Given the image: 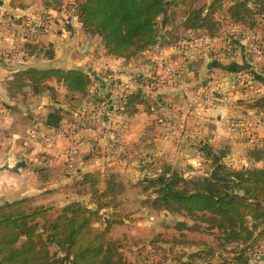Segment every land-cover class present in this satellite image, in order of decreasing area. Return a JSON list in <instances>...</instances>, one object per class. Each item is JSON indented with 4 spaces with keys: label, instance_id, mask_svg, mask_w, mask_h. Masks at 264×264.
<instances>
[{
    "label": "crops",
    "instance_id": "crops-1",
    "mask_svg": "<svg viewBox=\"0 0 264 264\" xmlns=\"http://www.w3.org/2000/svg\"><path fill=\"white\" fill-rule=\"evenodd\" d=\"M169 1V12L176 11L166 26V29H174L168 38L170 35H176L174 38L179 39V43L170 42L158 45L155 49L146 51L142 58L146 55L148 58H152L153 62L150 61L153 63L152 71L160 70V61L167 58L172 61L175 67L180 64L187 66L185 79L175 84L165 82L154 91L162 106V111L167 116L177 113L186 121L181 125L183 128L180 129V132L174 134L175 136L170 134L166 124H158L154 121L155 113H151L144 104H139L138 110L131 115L112 110L110 112L112 120L108 123V129L100 127L97 119L90 114L89 110L86 111V114L76 111L67 114L63 125L57 129L47 127L44 124V117L51 108L58 104L68 106L63 100L66 87L63 84H58L55 78L50 80V83L57 85L61 92V95L58 96L59 102L49 92L32 93L29 85L23 88L26 91L23 93L11 86V81L17 72L29 66L78 65L87 67L94 71L92 89L95 99L99 95H104V92H108L110 84L113 82L124 88L127 87V89L128 87L136 88V80L133 79L135 74L133 66L137 64V59H131L134 61L133 63L130 60L126 61L123 56L107 54L100 37L89 35L84 31L83 23L72 8L71 2L74 3L75 0H0V131L5 135H11L8 138V142L11 144H15L22 138L24 141L28 136L24 132H28L29 125L32 124L28 119L30 116L34 117L33 122L36 125L57 132L56 137L51 141L52 144L40 145L44 146L47 153H53L52 155L55 156L52 165L40 164L36 160L37 155L34 160L32 149L27 153H23V151L18 153L16 147H12L11 151L9 149L0 150V202L26 194H35L39 203L56 204L52 201H39V198H43L46 193L43 195L39 192L41 189L32 180L33 176L38 179L44 192L47 189L46 186H59L52 191H63L66 180L71 179L75 181V184L82 172L101 169L104 177L101 187L106 186V181L109 178L119 176L122 180L121 176H123L124 181H122L125 182L126 191L137 194L135 195L137 197L128 199L123 188L120 192L123 205L129 204V206H134L133 208L145 210L147 205L142 204V199L147 196L150 190L146 192L142 190L144 192L139 193L138 190L141 183L144 182L142 179L145 176L137 181L136 176L134 177L133 167L137 162L142 174H144V170L149 171L144 161H141L146 158L147 154L156 155L159 157L158 159L166 160L169 163H175V158H180L181 163L187 165L181 170L185 176L203 173L208 175L215 170L216 166L212 153L216 156L221 144L233 145V147L238 143L242 146H251V142L254 140H249L240 134H247L251 138H254L255 134L252 133H256L255 131L259 136L264 134V115H260L264 111L255 104L254 100L256 97L264 95V80L247 78L243 84H238L237 80L241 72L246 71L247 66L252 64L250 40L247 33H255L264 41V17L261 16L255 25L250 26L253 29H245L247 23L239 24L240 32L238 30L236 33L237 41L232 47H229L223 30L211 36L207 31L185 27L182 23L184 14L178 10L179 0ZM49 10H55L60 16L49 30L26 31L27 21L40 17ZM179 16L181 18L178 20ZM220 36H223L224 39H221ZM199 40H204L207 43L200 47L193 45ZM211 44L219 50L224 49V56L216 58L215 54L210 51ZM263 63L264 60L255 62L256 70H259ZM212 69L226 73L224 76L222 74V79H212L210 75ZM145 74L150 75L149 73ZM262 74L264 77V72ZM228 78H230L229 81H227ZM210 88L222 92L212 106L206 105L202 100L205 92ZM34 110L41 114L35 116ZM259 115L262 122L258 121L260 120L257 118ZM231 116L244 117L239 123L244 132L241 130V133L235 124H229L228 120ZM121 119L123 121L120 124L118 121ZM110 128L111 130H109ZM101 129L105 130L103 131L106 134L105 138L99 134ZM112 129L118 135L119 154H115L113 150L111 154L107 152L109 144L106 142H110V137L106 131L111 132ZM100 146L103 150L102 153L97 150ZM79 147L81 148L79 149ZM206 149H210L212 153L205 155ZM68 151H70L69 154ZM22 154L29 157V163L23 161L10 167L11 159H14L15 155L18 159L23 156ZM229 159L237 160L236 163L242 161L250 166L254 164L253 161L257 163V166H261L260 162L262 161V159H248L241 155H231ZM213 163L214 167H212ZM113 165L114 167L111 168ZM131 169L132 171L129 172ZM158 169L161 171V167ZM133 182L134 184H132ZM70 199H85L91 205H95L90 194ZM70 199L64 200L61 206ZM160 209L166 211L167 218H176L166 207ZM146 219V217H140L137 220L144 224L148 223ZM166 220L164 217H158V222L162 224ZM125 221L119 225H126L128 220L125 219ZM181 224L186 226L190 223ZM143 229L147 233L148 227Z\"/></svg>",
    "mask_w": 264,
    "mask_h": 264
},
{
    "label": "trees",
    "instance_id": "trees-1",
    "mask_svg": "<svg viewBox=\"0 0 264 264\" xmlns=\"http://www.w3.org/2000/svg\"><path fill=\"white\" fill-rule=\"evenodd\" d=\"M197 1L191 0V7L183 10L182 23L187 28L207 31L211 36L220 31L221 19L229 18L236 24H254L257 15L264 17V0H205L196 6ZM227 2L228 7L225 5ZM169 6V0H75L72 4L84 31L100 37L107 54L123 56L126 61L142 57L146 51L171 42L168 35L174 29H166V26L176 10L169 12ZM232 34L227 42L229 47L237 41L236 33ZM224 52L222 49L213 53L219 58L224 56ZM186 68L184 64L177 66L170 83L185 79ZM256 69L250 64L246 70L252 79L264 80V63L259 70ZM155 73L154 70L150 75H136L137 87L125 90L118 98L119 104L110 106V109L128 115L135 113L139 104L149 109L145 87ZM53 78L66 87L63 100L68 104L67 107L54 105L45 115L44 124L54 129L61 127L66 115L73 111L95 112L111 94L110 85L108 92L94 99V71L78 65L29 66L16 73L11 86L24 93L23 88L29 85L32 93L49 92L59 102L61 92L57 85L50 83ZM254 100L264 111V95ZM28 119L34 123V117L29 116ZM257 150L264 151V148ZM206 151L212 153L210 149ZM212 154L217 167L210 175L184 176L167 168L153 177L145 176L142 181L156 185L151 191L155 204L188 213L210 212L217 221L216 225L225 231L224 237L217 236L218 242H222L221 248L235 242L246 244L241 249L234 248L229 258L232 264H239L236 259L241 260L264 234V224L260 221L264 219V166L223 171L218 163L219 157ZM256 159L264 160V155ZM145 166L153 170L152 164ZM103 180L101 169L84 171L76 180L82 188L80 191L90 194L95 205L85 199H72L56 209L53 204L39 203L31 194L1 201L0 264H133L123 254L119 240L110 235L127 216L120 209L123 206L121 191L114 177L101 187ZM39 218L45 221L41 223ZM51 245L57 247L56 259L51 255ZM219 249L195 250L192 252L194 258L183 264H213L210 258H215ZM262 258L264 260V253Z\"/></svg>",
    "mask_w": 264,
    "mask_h": 264
},
{
    "label": "rangeland",
    "instance_id": "rangeland-1",
    "mask_svg": "<svg viewBox=\"0 0 264 264\" xmlns=\"http://www.w3.org/2000/svg\"><path fill=\"white\" fill-rule=\"evenodd\" d=\"M190 1L191 0H187V1L179 0L178 10L183 12L184 9L190 8L192 5V2H190ZM204 2H205V0H198L195 5L196 6L201 5ZM190 3H191V5H190ZM71 4H73V3L71 2ZM225 5L227 6L228 2ZM256 17L258 20L261 17V14L257 15ZM180 18H181V16H179L178 20ZM220 22H221L220 31L223 30V33H225V35H226V37H228V39H230L233 36L232 33H237V31L240 29L239 24L234 23L229 18L221 19ZM254 24L252 22L247 23L246 24L247 27H245V29H247V30L253 29L252 27L250 28V26L254 25ZM239 32H240V30H239ZM251 33L249 32L247 34H251ZM175 36L176 35H174V36L170 35L169 39L172 43L176 44V42H178L179 39L174 38ZM257 37L259 39H261V37H259V36H257ZM140 58H142V57L136 58L137 64L133 66L135 68V71H134L135 74H134L133 79H136V75H138L139 73L140 74H145V73L151 74L153 72L152 71L153 63L150 62V61H152V58H148L147 55L145 57H143L142 59H140ZM167 59H169V58H167ZM132 60H130V61L134 63V61H132ZM163 60H161L160 62L162 63ZM135 62H136V60H135ZM128 65H129V63H128ZM255 67H257V66L255 65ZM212 70H214V69H212ZM218 71L221 73V76H222V74L224 76V74L226 73L225 71H220V70H218ZM229 77L231 78V76H229ZM230 78H228L227 81H229ZM135 82L137 83V81H135ZM237 87H238V84H237ZM240 89H241V86H240ZM215 92L217 93V95L222 93V92H218V91H215ZM153 97H154V99L152 98L150 103L152 101L157 103L156 107H157V109H159V111L158 112L150 111V112L155 113L154 121L159 124L160 122H158V120L156 119V116L158 114L164 115L165 113L162 111V109H161L162 106L159 103L158 98L154 93H153ZM237 100H238V98H237ZM33 113L35 114V116H39L41 114L40 112L35 111V110ZM260 115H264V112L260 113ZM260 115L257 116V118H260V120H258V121L262 122ZM73 117H74V115H73ZM242 119H244V117L231 116V118L228 121H229L230 125L235 124L237 127H239L240 132H241V130L243 131V129L241 128L239 123ZM122 121L123 120L121 119V121L119 120L118 122L121 124ZM91 125H93V124L91 123ZM34 127H35V125H33V124L29 125V128L34 129ZM108 128L109 127H107V129ZM39 129H40V127H39ZM43 129L46 130V127H43ZM109 130H111V128ZM99 131H101V132H99V134L102 135L101 137L105 138L106 134L103 132L105 130L101 129ZM39 132H41V131H39ZM80 132H82V131H80ZM106 132H108V135L110 137V142L107 141L108 139L106 140L107 141L106 143L109 144V145L107 144L108 145L107 148L109 147V151L107 150V152H109L111 154V151L113 150V151H115V154H119L120 148L117 146V143H119L117 133H115L113 129L111 132L110 131H106ZM255 132L256 133H252V134H255L254 138L248 137L247 134L246 135L240 134L242 136H246V138H249V140H251V139L254 140L253 142H251L252 143L251 146H249V145L248 146H242L239 143L235 144L234 147H233V145L229 146V145H224V144L222 145L221 144L217 156L219 157L218 163H220L222 165L223 171H233L234 169H241V168H245V167L253 168V167H263L264 166V160L263 159L260 162L261 166H257V163H255V161H253L252 163H254V164H251V166H250L249 164L246 165V163H244L242 161L240 163H236L237 160L229 159L231 157V155L232 156L233 155L234 156L241 155V156L247 157L248 159H251V158L254 159L256 157L264 155L263 150H257L259 148H261V149L264 148V134L262 136H259V135H257V131H255ZM26 133L27 132L25 131L24 134H26ZM95 133L98 134L97 132H95ZM10 136H8V134L5 135V133L0 131V150H8L9 149V151H11L12 147H16V149L18 150V153L21 151H23V153H27L28 150L32 149L34 151L32 154L33 159H34L35 155H38V154H40L41 157H48V158H50V157L54 158L55 157L52 155L53 153H51V154H50V152L47 153L44 150V146H40V145L52 144L53 142L52 143L48 142V143L42 144L40 141H37L36 139L30 138V139H25L23 141V138H22L20 140H17L15 144H11L8 142V138ZM94 138H96V137H94ZM173 139H175V138H173ZM92 143H93V141H92ZM80 148L81 147H79V149ZM97 150H100L101 153L103 152L102 148L97 149ZM69 152L70 151H68V154H69ZM206 153H207V151H205V155H206ZM22 155L23 156L18 158V159L16 158L17 157L16 155L14 156L16 159L14 157H12L14 159H11L12 162L10 164V167L16 166L20 162H23V161H26V163H29V157H27L25 154H22ZM154 156L152 154H147L146 158H143V161L146 165L152 164V167H153V170L146 167L149 171L144 170V174H142L143 172L140 171V167L137 166L138 163L136 162V165H134V167H133V171H134V177L136 176L135 179H137V181H139V179L142 178L143 176L153 177V175L160 173V172H163L167 168H169V169L173 168L170 170L176 171V172L180 173L181 175H183L181 170L183 169V167H186L187 165H183L181 163L180 158H177V159L175 158V160H176L175 163H169L166 160L163 161L162 159H158L159 157H157L156 155H154ZM150 160H153V162H150ZM115 162H117V161H115ZM113 167H114V165L111 168H113ZM159 167H161V171H158ZM212 167H214V163H213ZM216 167L217 166H215V168ZM222 170H220V172H222ZM131 171H132V169L129 170V172H131ZM203 174L195 175V176H206L205 174L204 175ZM208 175H210V173ZM121 177H122V180L124 181L123 176H121ZM115 179L118 183L117 187L122 192L125 182L123 183V181L120 179L119 176H115ZM32 180L40 187L41 190H39V192L43 193V195L46 193L43 196V198H39V201L40 202L41 201L42 202L43 201L56 202V204H53V206L56 209H59L62 207L61 204L64 200L66 201L67 199H70L72 197H79V196L85 194V193L80 191V189H82V188L79 185H77L76 183L74 184L75 181H72L71 179L68 181L66 180V182L64 183L65 186H64L63 191H61V190L60 191L59 190L58 191L57 190L52 191L54 188H58L59 186L58 187L46 186L45 188H47V189H45L46 190L45 192H44V188H42L40 186V183L38 182V179H36L35 176L32 177ZM128 182L131 183V181H128ZM134 182L132 184H134ZM155 187H156V185L154 183H150V182H142L141 183V186L138 190L139 193L144 192V191L146 192L147 190H150V191H148L147 196L142 199V204L147 205V208L145 210L142 209L141 206H140L141 209H136V208H133L134 206H129V204H125V205L120 207V209L123 210V213H125L127 215L126 219L128 220L127 221L128 223L126 225H117L116 228L110 233V235H112L114 238H117L119 240L120 244L122 245L121 249H122L123 254L130 261H132L133 264H183V262L188 261L189 258H194L192 256L193 251H195V250L198 251L200 248L203 249V248H209V247H216L218 249L220 248L221 250L219 249L220 252H218L215 255V258H213V259H212V257L210 258L212 260V263L213 264H232V262H230V260H229V258L232 257V255H233L232 250L234 248L241 249L246 244L245 243L238 244L237 242H235V243H231V244L229 243V246L226 248H221L222 242L221 243L218 242L217 236L219 235L220 238L224 237L225 231L216 225L217 221L215 220L214 216H212L210 214V212L188 213L186 210L176 211V210H172V209L167 208L172 213V215H174V217H176V218H172V219L167 218V216L165 215L166 211L164 212V210L160 209V208H163L162 205L153 203L154 196L152 195L151 191H152V189H155ZM129 188H131V187H129ZM142 190H144V191H142ZM240 191H241V193H243L242 190H240ZM123 192L128 199H131V197H137V196H135L137 194L130 193L129 191H126L125 188H124ZM70 200H72V199H70ZM70 200H68V201H70ZM144 200H145V202L143 203ZM37 201H38V199H37ZM42 204H44V203H42ZM161 214H163V215L161 216ZM140 217L141 218L146 217L147 218L146 220L148 221V223L145 222L144 224H141L137 220ZM158 217H164V219H167L168 221L166 220V222L164 224H162L161 222H158ZM181 219H187V220L184 221ZM38 220L41 223H43L45 221L44 218H39ZM260 221H261V223L264 224V219L260 220ZM181 223H186V224L190 223V224L184 226ZM147 227H148V231H147V233H145L143 228H147ZM183 228H184V230H182ZM123 229H127V230L124 231ZM50 250H51V255H53V256L56 255V253H57L56 245H51ZM263 253H264V234L259 238L256 246L249 248V250L246 253H244L241 260L236 259V261H238L237 263H239V264H264V260L262 258ZM189 254L191 255V257L189 256ZM54 259H56V256H54Z\"/></svg>",
    "mask_w": 264,
    "mask_h": 264
},
{
    "label": "built area",
    "instance_id": "built-area-1",
    "mask_svg": "<svg viewBox=\"0 0 264 264\" xmlns=\"http://www.w3.org/2000/svg\"><path fill=\"white\" fill-rule=\"evenodd\" d=\"M59 18L60 16L58 15L57 12H55V10H49L48 12L44 13L42 16L27 21L25 24L26 31H31V32H36L39 30L47 31L53 26V24ZM248 37L250 40V51L252 54L251 63L252 65H255V62L264 60V41L262 39H259L257 35H255L254 33L249 34ZM220 38L222 39L223 36H220ZM225 39L227 43L229 41L228 37H226ZM195 43H193V45L203 46L207 42L204 40H199L196 41ZM210 51L214 53L220 52V50L213 44L210 45ZM176 69L177 67L173 65L171 60L164 59L162 61L161 69L156 71L155 76H153L152 80L145 87V92H146L145 97L149 101H151L152 98L154 99L153 93L156 90L159 83L172 81ZM210 75L212 79L213 78L222 79L221 73L217 69L212 70ZM247 78L252 79V76L250 75L249 71L247 70L242 71L237 79L239 81L238 84H243ZM116 84H117L116 82L110 84L111 94L100 103L99 107L95 110V112L91 113L92 116H94L97 119L100 127H108L109 121L112 120L110 113L112 110L110 109V106L112 107L117 106L119 104V100H118L119 96H121L122 93L125 90H127V87L124 88L122 87V85L120 84L116 85ZM113 89L115 90L113 91ZM128 89H133V88L128 87ZM215 91H217V89L210 88L208 89L207 92H205V95L202 97V100L206 105L212 106L218 100V95ZM154 103L155 102L153 101L150 103L149 110L153 112L154 111L158 112L159 109H157L156 107L157 103H155L156 105ZM156 119L158 120V122L166 124L168 126V130L170 134L173 136H175L174 134L180 132V129L183 128L181 125H183V123H186V121H184L185 120L184 117L182 116L180 117V115H178L177 113H173L170 116H167L166 114L164 115L158 114L156 116ZM39 127L40 126L35 125L34 129L29 128L27 132L28 136L26 138L36 139L37 141H40L42 144L54 140V138L57 135V132L48 129L45 130L41 127L39 129ZM38 130L41 132H39ZM36 160L39 161L40 164L45 163L52 165L54 163V159L52 157L50 158L41 157L40 154L36 156Z\"/></svg>",
    "mask_w": 264,
    "mask_h": 264
}]
</instances>
